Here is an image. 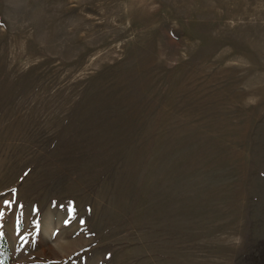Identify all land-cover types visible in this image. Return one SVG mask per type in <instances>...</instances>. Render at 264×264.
<instances>
[{"label":"rangeland","instance_id":"374dc122","mask_svg":"<svg viewBox=\"0 0 264 264\" xmlns=\"http://www.w3.org/2000/svg\"><path fill=\"white\" fill-rule=\"evenodd\" d=\"M0 211V264H264V0H0Z\"/></svg>","mask_w":264,"mask_h":264},{"label":"snow or ice","instance_id":"6c2138e0","mask_svg":"<svg viewBox=\"0 0 264 264\" xmlns=\"http://www.w3.org/2000/svg\"><path fill=\"white\" fill-rule=\"evenodd\" d=\"M8 202H6V204H7ZM9 206H10V204H9ZM3 216V212L2 211H0V217H2Z\"/></svg>","mask_w":264,"mask_h":264}]
</instances>
